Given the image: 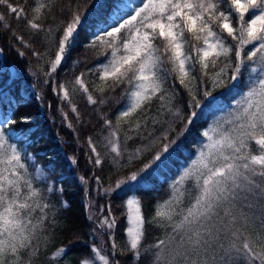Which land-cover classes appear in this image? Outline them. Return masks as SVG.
<instances>
[{"label":"snow or ice","instance_id":"snow-or-ice-1","mask_svg":"<svg viewBox=\"0 0 264 264\" xmlns=\"http://www.w3.org/2000/svg\"><path fill=\"white\" fill-rule=\"evenodd\" d=\"M0 5L23 19L28 29L44 33L49 45L57 43L56 32L62 33L54 58L47 61L49 70L43 72L44 84H48L79 43L81 27L96 0H88L83 8L78 2L73 8L71 0L60 7L61 13L70 10V19L60 21L55 30L41 21L49 14L55 20L56 0H34L31 15L23 4L11 0H0ZM110 18L111 23H97L84 44L85 50L96 51L97 64L73 80L59 84L52 80V91L71 107L77 121L80 112L72 102L73 93L79 92L94 106L123 101L115 125L107 113L96 108L107 129L103 140L114 154L115 167L132 165L151 148L157 149L137 170L110 180L108 187L101 188L104 193L138 183L173 154L181 153V138L198 116L195 109H201L206 100L230 97L227 109H218L221 116L201 130L202 140L185 166L166 181L165 196L154 201L150 214L142 210V198L136 194L123 202L125 249L133 254L136 264L142 257L146 264H264V0H118ZM4 21L6 16L0 13V22ZM13 35L32 48L23 36L15 31ZM46 54L32 50L38 59ZM19 55L25 53L19 51ZM101 57L103 62H99ZM79 62L74 61V66ZM245 68L250 75L241 84ZM89 74L95 82L86 79ZM177 83L187 93L186 108L191 110L186 118L174 107ZM118 90L119 97L115 95ZM154 101L158 102L156 115L151 114ZM58 111L66 127L72 129L67 113L63 108ZM165 113L170 118L163 121V130L159 134L149 131V123L153 128L161 124ZM14 115V109L0 112V264H35L33 257L41 243L47 245L51 240L48 228L58 226L57 220L50 218L54 205L48 202L47 193L62 189H56L40 167L35 168V175L30 172L26 161L34 157H26L10 139V134L16 133L12 126L18 122ZM28 120L20 117L22 123ZM121 121L128 126L123 133ZM178 123L181 127L177 130ZM30 134L25 130V139ZM137 138L147 142L128 152L127 142ZM87 144L91 153L87 162L101 167L104 157L92 137L87 138ZM69 159L77 163L75 157ZM122 159L126 163H121ZM37 179L46 186L39 187ZM91 179L101 183L99 176ZM62 204L66 207L67 202ZM105 209L107 214L99 226H106L111 248L118 250V217L110 204L101 206V211ZM152 228L159 229L160 235L146 243ZM65 252V247H60L54 257ZM91 252L94 257L80 264H121L110 253L102 254L96 244Z\"/></svg>","mask_w":264,"mask_h":264},{"label":"trees","instance_id":"trees-1","mask_svg":"<svg viewBox=\"0 0 264 264\" xmlns=\"http://www.w3.org/2000/svg\"><path fill=\"white\" fill-rule=\"evenodd\" d=\"M13 4H23L26 11L31 15V8L34 0H11ZM70 0H56V7L53 10L55 20L52 14L41 22L45 26L52 25L53 29L57 27L60 21L67 22L70 19V10L65 8L63 13L58 9L67 5ZM79 3L81 8L88 4V0H71L73 8L75 3ZM118 0H96V6L89 10L88 17L80 30V41L71 51L62 65L58 68L53 78H49V83L44 84L45 76L43 72L49 70L47 61L54 58L58 39L62 34L56 32L57 43L49 45L44 40V33H35L28 29L23 19H17L14 14L8 12L6 8L0 5V13L5 14L6 21L0 22V112L8 111L11 113L15 110L14 118L18 121L15 126V135L10 134L12 143H16L22 154L33 156L34 159H27L29 170L35 175V168L40 167L48 175L56 189L54 193H47L48 202L54 205L50 209V218H55L58 226L49 227L48 232L52 233L51 240L47 245L41 243L37 255L33 257L35 264H80L85 258H93L91 246L96 244L104 254L113 256L114 249L111 248L107 228L101 229L99 220L107 214V210L101 211V206L110 204L116 216L118 223L115 228V241L118 244V250H115V259L121 261V264H136L132 258L133 254L124 247L125 229L127 226L126 208L122 206L123 202L129 195L136 194L142 198V210L151 213L152 204L157 198H163L167 190L166 181L175 178L178 169L185 166L187 159L192 155L202 140L200 132L214 119L221 116L218 109H227L230 97L218 96L215 101L206 100L201 109H195L198 116L189 126L187 133L181 138V153H175L159 168H153L138 183L133 182L126 184L122 189L114 193H104L101 188L108 187L109 181H115L118 177L125 176L130 171H135L147 162L157 150L151 148L144 153L139 161H134L132 165L117 168L112 163L111 154L105 146L103 137L107 135V129L104 128L103 121L100 119L96 108L100 112L108 114V119L116 123L118 109L122 106L114 101H109L104 106L88 105L86 99L79 92L71 95L72 102L77 106L80 112V120L77 121L76 114L71 111V107L61 101L52 91V80L56 84L73 80L75 75L81 71H86L97 64L96 51L85 50L84 44L88 42L91 33L95 31L97 23L103 25L107 20L111 23L110 13L113 6ZM122 2L139 3V0H122ZM5 23L9 25L5 28ZM13 31L24 37L25 41L32 45L27 48L15 39ZM35 49L41 53H47L38 59L32 55ZM19 51L25 53L19 55ZM74 61H80L74 66ZM99 62H103L101 57ZM241 84L247 80L250 73L242 69ZM86 79L95 82L96 78L89 74ZM70 91L71 86L69 85ZM94 88V83L92 85ZM178 96L174 107H179L183 116L186 118L191 109L186 108L188 99L187 93L177 83ZM91 90V89H90ZM122 90V89H121ZM115 94L119 97L120 91ZM39 97V98H38ZM51 105V107H49ZM215 105V106H213ZM158 102L154 101L152 115H156ZM59 108L67 113L68 121L72 123L73 128L68 129ZM28 117L27 123L20 122V117ZM170 117L167 113L160 117L162 123L154 128L149 123V131L159 134L165 125L163 121ZM123 125L122 133L127 131L128 126L121 121ZM181 125L177 124V130ZM30 130V138L25 139L24 131ZM134 135V133H128ZM147 133H145L146 135ZM173 136L175 133L172 134ZM92 137L97 146V150L104 157V163L101 167L88 163V156L91 155L87 144V138ZM123 142V134H121ZM139 138L127 142L128 152L146 143ZM69 157H75L76 164L71 163ZM121 163H126L122 159ZM93 176H99L101 183L97 184L91 179ZM80 177H83L87 183H82ZM39 187H45V183L39 179L36 180ZM67 202L66 207L62 204ZM90 217L92 219H90ZM160 235L159 229H149L146 243L153 242V237ZM65 247L66 252L61 257H54V252ZM143 251V250H142ZM100 264V262H98ZM140 264H146V257H142Z\"/></svg>","mask_w":264,"mask_h":264},{"label":"rangeland","instance_id":"rangeland-1","mask_svg":"<svg viewBox=\"0 0 264 264\" xmlns=\"http://www.w3.org/2000/svg\"><path fill=\"white\" fill-rule=\"evenodd\" d=\"M112 243V241L110 240V244ZM102 254H104V253H102ZM113 256L115 257V252L113 251Z\"/></svg>","mask_w":264,"mask_h":264}]
</instances>
